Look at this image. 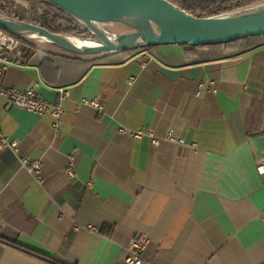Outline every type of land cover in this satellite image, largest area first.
Masks as SVG:
<instances>
[{"label":"crops","instance_id":"crops-1","mask_svg":"<svg viewBox=\"0 0 264 264\" xmlns=\"http://www.w3.org/2000/svg\"><path fill=\"white\" fill-rule=\"evenodd\" d=\"M35 82L48 99L69 95L58 135L49 113L0 95V136L17 143V155L0 149V264H53L12 243L58 264H124L134 236L148 264H264V38L217 57L181 44L97 56L38 46L3 85Z\"/></svg>","mask_w":264,"mask_h":264},{"label":"water","instance_id":"water-1","mask_svg":"<svg viewBox=\"0 0 264 264\" xmlns=\"http://www.w3.org/2000/svg\"><path fill=\"white\" fill-rule=\"evenodd\" d=\"M69 15L96 44L82 46L71 35L0 14V29L20 37L37 35L57 49L79 56L163 44L191 46L264 35V2L211 16H196L170 0H46ZM27 39V38H26Z\"/></svg>","mask_w":264,"mask_h":264},{"label":"built area","instance_id":"built-area-1","mask_svg":"<svg viewBox=\"0 0 264 264\" xmlns=\"http://www.w3.org/2000/svg\"><path fill=\"white\" fill-rule=\"evenodd\" d=\"M144 49V48H143ZM145 52V50H144ZM26 64V60L22 59L21 40L14 34L9 33L3 29H0V95H4L8 102L18 108L36 113L38 115H44L49 113L52 118V128L54 134L58 135L59 125L61 122V115L63 112L62 102L68 97L69 91L67 87L57 88V97L55 99L46 98L41 92L38 91V82H35L31 87H5L3 80L7 69L10 66H22ZM82 103L96 105V99H82ZM120 131L129 134L134 139H139L143 135L148 134L152 136L149 130H136L130 131L124 128H120ZM164 139L181 143L182 140L176 137L174 134H167ZM160 139L152 137L151 142L157 143ZM0 149H9L17 155V143L5 136H0ZM19 163L22 167H25L31 173H38L40 169L39 161H30L27 157L17 156ZM72 158V157H71ZM255 170L258 174H264V157L257 162ZM70 177L74 176V168L72 162H70L69 168L66 170ZM145 238L140 236H134L127 242L122 261L124 264H148L143 256L142 250L145 247Z\"/></svg>","mask_w":264,"mask_h":264},{"label":"trees","instance_id":"trees-1","mask_svg":"<svg viewBox=\"0 0 264 264\" xmlns=\"http://www.w3.org/2000/svg\"><path fill=\"white\" fill-rule=\"evenodd\" d=\"M10 0H0V14H7L6 3ZM29 6L24 15L12 14L14 18L32 22L38 24L54 33L67 34L66 31L70 28L71 24L76 30L77 34H81L84 38H89L91 35L80 27L76 21H74L64 11L56 7L54 4L46 0H25ZM179 7L187 10L193 15L204 17L215 14H220L235 9H239L245 6L252 5L256 2L254 0H170ZM79 29V30H78ZM17 36V35H16ZM74 36V35H71ZM21 40L22 59L28 60L36 51L37 43L30 41L24 37L17 36ZM82 38V37H81ZM264 38V35L247 36L241 39H237L231 42L207 44L191 46L189 44H181L187 49L196 50L197 48L208 49L213 57L221 56L225 54L228 48L237 47L240 50H245L256 46ZM153 47V46H151ZM150 48V47H146ZM13 246L22 249L32 255H35L39 259L47 262L58 264L57 261L49 254L41 252L39 250L26 247L20 244L12 243Z\"/></svg>","mask_w":264,"mask_h":264},{"label":"rangeland","instance_id":"rangeland-1","mask_svg":"<svg viewBox=\"0 0 264 264\" xmlns=\"http://www.w3.org/2000/svg\"><path fill=\"white\" fill-rule=\"evenodd\" d=\"M254 2L259 3V2H264V0H254ZM28 6H29V4L25 0H10L6 3L7 14H5V15H8L11 17H13L12 14L24 15L28 9ZM66 33H67L66 35H74L75 37L84 38V36H81V34L76 33V30L73 28L72 24H71L70 28L67 29ZM37 45H39V46H51L50 44L41 43V42H38Z\"/></svg>","mask_w":264,"mask_h":264},{"label":"bare ground","instance_id":"bare-ground-1","mask_svg":"<svg viewBox=\"0 0 264 264\" xmlns=\"http://www.w3.org/2000/svg\"><path fill=\"white\" fill-rule=\"evenodd\" d=\"M72 37V36H71ZM25 38H27L30 41H33L35 43L41 42V43H46L48 44L49 42H47L46 39L40 38L37 35H33V36H26ZM72 41H74L75 43L82 45V46H90V45H95L96 43L92 40H86V39H82L80 37H72L71 38Z\"/></svg>","mask_w":264,"mask_h":264}]
</instances>
